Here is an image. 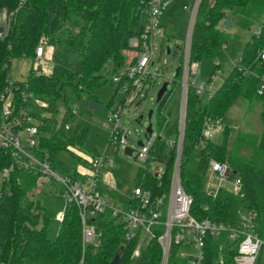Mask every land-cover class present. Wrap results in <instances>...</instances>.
Listing matches in <instances>:
<instances>
[{
	"label": "trees",
	"instance_id": "trees-1",
	"mask_svg": "<svg viewBox=\"0 0 264 264\" xmlns=\"http://www.w3.org/2000/svg\"><path fill=\"white\" fill-rule=\"evenodd\" d=\"M145 11L144 0H0V32L4 31L2 17L8 23L7 34L0 38V98L9 88L13 61L26 58L33 63L36 49L43 45L50 54V72L37 74L32 69L28 79L14 82L9 93L16 112L28 109L36 119L40 129L36 151L61 174L81 179L78 168L65 157L81 159L74 150H83L94 158L107 145L109 133L86 117L84 108L99 103L95 93L108 81V71L119 75L125 69L123 50L142 32ZM226 21L249 31L258 26L260 33L253 34L241 61L207 101L206 92H198L195 74L189 71L179 176L193 198L191 214L197 220L236 228L242 214L254 213L257 232L264 239V131L260 138L239 132L231 139L225 129L221 145L204 135L206 123L221 121L239 98L260 101L264 123V94H258L264 75V0H201L191 34L189 65L214 60V74L222 67L230 39ZM183 65L184 58L174 83L183 76ZM169 94L167 91L161 106ZM24 95H29L27 102ZM59 115L61 125L55 130ZM177 142L178 137L173 145L156 138L151 157L166 171L159 177L141 169L135 185L151 187L155 195H169ZM212 161L229 167V176L233 174L239 181L236 192L223 187L215 193L206 189ZM5 170L9 175L0 183V264H111L117 254L120 264H161L159 243L150 240L135 256L137 240H126L122 225L109 211L89 220L97 229L96 246L83 247L82 224L74 204H67L57 238H49L47 229L54 215L41 197L47 187L57 184L41 181L39 175L20 168L0 148V177ZM118 187H123L120 181ZM130 194L131 190L122 194L117 189L110 196L125 201ZM182 251L183 247L172 245L167 264H191L182 258ZM237 255L238 242L229 232L210 235L201 264H236Z\"/></svg>",
	"mask_w": 264,
	"mask_h": 264
},
{
	"label": "built area",
	"instance_id": "built-area-1",
	"mask_svg": "<svg viewBox=\"0 0 264 264\" xmlns=\"http://www.w3.org/2000/svg\"><path fill=\"white\" fill-rule=\"evenodd\" d=\"M176 0H144L146 5L145 22L142 32L129 40L128 48L123 50L125 56L124 73L114 75V81L123 85L128 94H134L143 89L145 82L150 77L148 67L154 56V32L161 27V18L173 9ZM181 0H179L180 2ZM201 0H195L184 10H188L191 21H195ZM1 24L3 32L0 38L7 34V18ZM191 30V25H190ZM184 54L185 88L187 89L189 71L196 74L194 65L190 67V35ZM260 32L258 31L257 34ZM192 34V33H191ZM47 51L43 45L36 49V57L33 62V70L39 74L43 66ZM264 60V53L261 55ZM128 82L129 86L125 87ZM14 82L10 80L9 88L0 98V148L6 150L15 163L22 169L40 176L41 181L55 182L65 190L67 204H74L79 211L82 224L83 247L98 243L97 229L89 223L96 215L109 211L123 227L125 238L131 242L137 240L134 255L139 256L146 242L155 239L162 248L161 264H167L172 245L192 250L191 254L181 252L182 258L189 259L191 264H201L204 258L206 239L210 235H219L229 232L230 238L238 242V255L236 264H257L259 257L264 256V239L257 232L254 213H245L240 216L239 227H227L211 222L199 221L191 214L193 198L187 194L182 186L179 176V158L182 151L183 139L178 136L176 146L177 158L171 181L169 195H155L152 188L143 184L134 185L131 194L125 201L114 200L103 188L105 172L114 164L109 150L112 146L132 147L137 156V162L146 164L151 158V152L155 147L156 138L147 137V142L142 146L129 144L126 131L121 126V109L103 123L102 127L109 133V141L101 153L95 156L89 164L90 174L82 175L81 179H75L69 175L56 171L50 163L44 161L36 147L39 145V124L28 109H20L16 112L12 95L9 93ZM198 92L205 93V86L198 85ZM258 94H264V75L261 78ZM29 95H24L27 102ZM39 106L47 104L35 101ZM69 126H66L68 129ZM216 124L207 122L205 138L211 139ZM181 131V130H180ZM184 132V131H183ZM173 145V143H171ZM210 171L217 179L224 180L231 173L225 164L212 161ZM9 175L5 170L1 179ZM158 176V174H156ZM237 184L239 181L237 180ZM219 188H217L218 190ZM216 190V191H217ZM238 190V185L235 192ZM116 191V190H115ZM215 191V192H216ZM214 192V193H215ZM60 221L63 214L59 216Z\"/></svg>",
	"mask_w": 264,
	"mask_h": 264
},
{
	"label": "rangeland",
	"instance_id": "rangeland-1",
	"mask_svg": "<svg viewBox=\"0 0 264 264\" xmlns=\"http://www.w3.org/2000/svg\"><path fill=\"white\" fill-rule=\"evenodd\" d=\"M190 3L191 0L175 1L173 4L174 15L165 14L162 16L161 27L153 35L154 56L148 67L150 79L143 89L134 94H128L123 85L120 86L114 81V74L108 71V81L95 93L99 103H90L84 108L86 117L97 125H103L107 118L121 109V126L127 133L130 145L137 146L139 142H147L146 129L150 124L153 129V138L160 137L171 143L177 140L178 132L180 134L185 93L186 60L184 54L191 24V15L188 10H186L188 12L184 11L183 7H189ZM4 18L2 17L1 24L4 22ZM226 30L230 39L222 67L214 74L217 63L214 60L204 59L194 65L196 83L205 86V101L213 90L221 87L231 70L241 61L245 45L252 39L253 34L257 33L258 26L251 31L239 25L226 27ZM49 57L50 54L47 52L44 58L45 62L40 68L41 72H50ZM183 58L184 74L180 77L179 83H174L176 73L182 67ZM32 69L31 60L26 58L14 60L11 68V81L25 82ZM164 84H168L170 94L165 104L161 106V103L157 102V96ZM128 86L129 84L126 82L125 87ZM151 111L153 113L151 121H149L148 116ZM261 113L262 103L260 101L250 103L244 98L237 99L224 118L216 124L211 140L215 144L221 145L224 141L225 129L230 133L231 139L235 138L239 132L260 138L264 131ZM61 119L62 115L57 116L58 124L55 126V130L60 127ZM74 151L81 159H67L64 155L63 157L72 166L78 168L82 175L90 174L89 164L93 161L92 156L83 150ZM109 152L114 159V164L105 172L103 186L109 196L117 189L124 193L132 190L137 183L141 169L154 175L158 174L159 177L166 171L165 166L152 157L146 164L134 161L132 157L125 155V146H112ZM118 181L123 184L121 189L118 187ZM237 185V179L233 174L221 180L217 179L211 171L208 173L206 189L211 193H214L219 187L235 191ZM41 200L48 211L54 215L47 234L49 238L56 239L61 224L59 216L65 212L67 207L65 190L59 185H55L54 188L47 187ZM148 244L149 242H146L144 248H147ZM183 251L188 254L192 253L190 249H183ZM257 264H264V256L259 257Z\"/></svg>",
	"mask_w": 264,
	"mask_h": 264
},
{
	"label": "water",
	"instance_id": "water-1",
	"mask_svg": "<svg viewBox=\"0 0 264 264\" xmlns=\"http://www.w3.org/2000/svg\"><path fill=\"white\" fill-rule=\"evenodd\" d=\"M191 30H190V35L192 33V29H193V25H194V21H191ZM232 22L230 21H226L225 22V26L226 27H232ZM180 69H178L176 75H178V73L180 72ZM168 91V84H164L163 88L160 90L158 96H157V102L158 103H161L163 98L165 97L166 93ZM185 105H186V88H185V93H184V100H183V115H182V120H181V128H180V137L183 139V131H184V121H185ZM152 111L150 112L149 116H148V119L149 121H151V118H152ZM151 137L153 136V129H152V125L150 124L149 127L146 129V137ZM143 145V142H139L138 143V146H142ZM135 153V150L132 148V147H126L125 148V155L128 156V157H132L134 159V161L137 162V156L134 155ZM181 158V156H180ZM180 158H179V163H180ZM120 260H121V255L120 254H117L114 259L112 260V263L111 264H120Z\"/></svg>",
	"mask_w": 264,
	"mask_h": 264
},
{
	"label": "crops",
	"instance_id": "crops-1",
	"mask_svg": "<svg viewBox=\"0 0 264 264\" xmlns=\"http://www.w3.org/2000/svg\"><path fill=\"white\" fill-rule=\"evenodd\" d=\"M190 4H191V3H190ZM183 10H184V9H183ZM184 11H186V10H184ZM186 12H188V11H186ZM167 14L173 16V15H174V9H172V10H171L169 13H167ZM232 24H233V23H232ZM233 25H234V24H233ZM233 25H232V26H233ZM227 28H228V27H227ZM257 32H258V31H257ZM231 71H232V70H231ZM230 73H231V72H230ZM230 73H229V74H230ZM228 76H229V75H228ZM228 76H227V77H228ZM214 91H215V90H213L212 92H214ZM205 92H206V91H205ZM212 92H211V94H212ZM211 94H210V95H211ZM180 128H181V127H180ZM224 132H225V131H224ZM178 136H179V133H178ZM103 188H104V187H103ZM104 189H105V188H104ZM113 192H114V191H113ZM120 192H121V191H120ZM121 193H122V194H125L124 192H121Z\"/></svg>",
	"mask_w": 264,
	"mask_h": 264
}]
</instances>
